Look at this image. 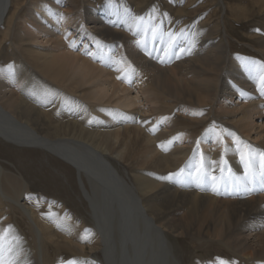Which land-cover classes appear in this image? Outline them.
Wrapping results in <instances>:
<instances>
[{
  "label": "bare ground",
  "instance_id": "bare-ground-1",
  "mask_svg": "<svg viewBox=\"0 0 264 264\" xmlns=\"http://www.w3.org/2000/svg\"><path fill=\"white\" fill-rule=\"evenodd\" d=\"M122 2L0 0V136L74 167L93 221L0 164L6 257L264 264V181L245 179L241 160L245 145L264 152V0L251 1L256 14L223 4L214 22L181 14L176 29ZM146 16L161 24L147 39Z\"/></svg>",
  "mask_w": 264,
  "mask_h": 264
},
{
  "label": "rangeland",
  "instance_id": "rangeland-1",
  "mask_svg": "<svg viewBox=\"0 0 264 264\" xmlns=\"http://www.w3.org/2000/svg\"><path fill=\"white\" fill-rule=\"evenodd\" d=\"M69 1L73 2L75 7H77V10L80 8L81 4L83 3V0H69ZM111 1L114 2L123 1L122 3L123 4L125 3L124 6H126L129 9L131 8L134 12L143 15L169 14L170 16H172L171 18H173L174 20L171 26L174 29L177 28L176 26L179 20H181L184 17V16L181 17L182 16L181 14H185V19H183L184 21L185 20H187V22L193 21L192 23H196V24L197 23L200 24L211 19L213 20V22L215 20H219L217 13L220 12L219 14H224L223 10H221L222 9L221 7L223 6V4L226 6L227 3L229 4V2L231 1H233L235 5L243 4L244 6L245 4L248 10L250 11L254 10L253 7L254 5L251 2L252 0H111ZM106 2H108V0H90V3L92 4L94 3L93 7H98V8L103 5H106ZM232 5L234 6V4ZM162 8H164L165 10ZM27 13H28L27 10L25 13L23 12L22 17L24 18ZM214 14H216V16H214ZM252 14H256V11H253ZM140 23L142 24L143 33L146 35L144 36L145 39L149 37L148 34L152 31L155 24H156L155 29L161 25L160 19H154L147 16L143 17ZM247 23L248 22L245 21L242 24H236L235 26L239 25L240 30L244 31V29H246ZM261 23L262 24L259 23L257 25H259V27L261 28L263 27L264 29V22ZM25 25L26 22L23 24L22 27L24 28ZM259 27H257V29L255 30L256 34H260L259 32L262 30ZM31 28L34 30L33 27ZM163 28L166 30V27ZM219 28L222 29L223 25L222 27L220 26ZM236 44L238 45L240 44L238 46L240 50L244 51L243 48L245 49V52H247L246 56L248 57L257 56L256 52L253 50L252 47H249V44L246 41L238 40L236 41ZM9 50L11 49L9 48ZM259 59L262 60L261 57H259ZM0 164H2V166H4V168H6L9 171L15 173H21L25 181H27L30 185L31 194L36 196H43L48 198L49 200L52 199L58 203L66 204L73 212H75L76 214L78 213L79 215H81L82 218H86V221L89 225H92L93 221L90 212L87 211L86 209L87 207L86 205H84V202H86V200L82 194V190L80 187L81 183L79 179V174L74 169V167H72L69 163L63 161L61 158L43 149L35 148V147L17 146L13 143L4 140V138L0 136ZM213 247L211 248V250L215 251ZM180 252L183 256H186L188 253L186 251V248L184 247L180 248ZM193 252L196 253L197 250L195 251L194 249ZM216 252H220L223 255H227V253L224 251L217 250L214 253ZM70 253L72 252H67V255Z\"/></svg>",
  "mask_w": 264,
  "mask_h": 264
},
{
  "label": "snow or ice",
  "instance_id": "snow-or-ice-1",
  "mask_svg": "<svg viewBox=\"0 0 264 264\" xmlns=\"http://www.w3.org/2000/svg\"><path fill=\"white\" fill-rule=\"evenodd\" d=\"M261 83L264 85V78L261 79ZM245 147L250 149L246 155L243 152L241 153V160L245 166V179L254 181L259 176L264 181V152L252 151L249 145H245ZM224 163L226 164L227 162L224 161ZM201 168H203V165H201ZM221 172L223 173V169H221ZM178 175L180 173H174L167 179H172ZM212 179L215 180L216 177H212ZM5 253H13V247L11 242L8 243L7 247L5 246V234L0 233V264H15V261L6 257Z\"/></svg>",
  "mask_w": 264,
  "mask_h": 264
}]
</instances>
